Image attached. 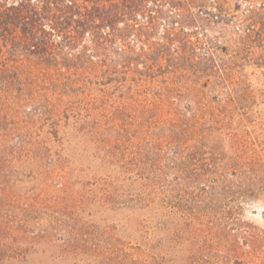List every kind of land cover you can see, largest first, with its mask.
<instances>
[{
	"label": "rangeland",
	"instance_id": "rangeland-1",
	"mask_svg": "<svg viewBox=\"0 0 264 264\" xmlns=\"http://www.w3.org/2000/svg\"><path fill=\"white\" fill-rule=\"evenodd\" d=\"M22 1L0 264H264V0Z\"/></svg>",
	"mask_w": 264,
	"mask_h": 264
},
{
	"label": "trees",
	"instance_id": "trees-1",
	"mask_svg": "<svg viewBox=\"0 0 264 264\" xmlns=\"http://www.w3.org/2000/svg\"><path fill=\"white\" fill-rule=\"evenodd\" d=\"M31 1L32 0H23L22 1V3L19 5V9H21L22 11L24 10V11H30V12H34L35 11V9L34 8H32V6H31ZM36 15V14H35ZM85 26V25H84ZM81 28H83V25H81L80 26ZM214 68H216V66L212 63V61H211V66L210 67H208V69H203L202 71H200V73L203 75V76H206L207 75V73L206 72H208L207 70H211V71H213V69ZM219 70L222 72V73H225V68L222 66V67H220L219 68ZM186 130H187V127H185L183 130H182V132L179 134V137L182 135V134H184V132H186ZM173 135H175V134H173ZM177 137H174L173 139H172V141H170V143H169V145H171V144H174V145H176V151L177 152H175V157H177L178 155H179V152H180V141H179V139H178V135H176ZM136 159H138V157H136ZM192 160H194L195 159V157H193V158H191ZM137 163L139 164V163H141V160H137V162L135 163L136 165H137Z\"/></svg>",
	"mask_w": 264,
	"mask_h": 264
}]
</instances>
